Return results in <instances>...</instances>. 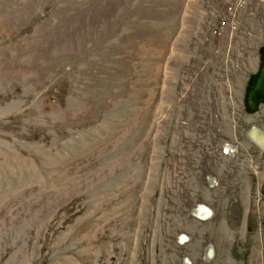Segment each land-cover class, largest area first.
<instances>
[{
	"label": "rangeland",
	"instance_id": "rangeland-1",
	"mask_svg": "<svg viewBox=\"0 0 264 264\" xmlns=\"http://www.w3.org/2000/svg\"><path fill=\"white\" fill-rule=\"evenodd\" d=\"M263 47L264 0H0V264H264Z\"/></svg>",
	"mask_w": 264,
	"mask_h": 264
},
{
	"label": "water",
	"instance_id": "water-1",
	"mask_svg": "<svg viewBox=\"0 0 264 264\" xmlns=\"http://www.w3.org/2000/svg\"><path fill=\"white\" fill-rule=\"evenodd\" d=\"M259 61L258 69L250 76L243 96V107L248 114L256 113L259 106L264 104V47L259 50ZM244 133L246 139L261 153L264 150V129L249 125Z\"/></svg>",
	"mask_w": 264,
	"mask_h": 264
},
{
	"label": "bare ground",
	"instance_id": "bare-ground-1",
	"mask_svg": "<svg viewBox=\"0 0 264 264\" xmlns=\"http://www.w3.org/2000/svg\"><path fill=\"white\" fill-rule=\"evenodd\" d=\"M202 209L203 210H199V213H200V215H202V216H205V218H203L202 220H204V219H206V216H207V214L209 213V211H208V209H206V208H204V207H202ZM209 258H211V254H209V256H208Z\"/></svg>",
	"mask_w": 264,
	"mask_h": 264
},
{
	"label": "built area",
	"instance_id": "built-area-1",
	"mask_svg": "<svg viewBox=\"0 0 264 264\" xmlns=\"http://www.w3.org/2000/svg\"><path fill=\"white\" fill-rule=\"evenodd\" d=\"M231 10H232V9H231V7H227V11H228L229 13H230V11H231ZM233 26H234V24H233V23H231V26H230V28H231V29H233V28H234ZM214 32H215V31H214ZM179 238H180V237H179ZM180 242H181V243H183V241H182V240H181Z\"/></svg>",
	"mask_w": 264,
	"mask_h": 264
}]
</instances>
